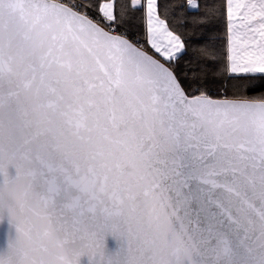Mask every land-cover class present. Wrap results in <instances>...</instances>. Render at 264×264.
<instances>
[{
	"label": "snow or ice",
	"instance_id": "1",
	"mask_svg": "<svg viewBox=\"0 0 264 264\" xmlns=\"http://www.w3.org/2000/svg\"><path fill=\"white\" fill-rule=\"evenodd\" d=\"M217 17L223 54L188 28ZM257 77L264 0H0L3 256L52 264L87 241L91 264H264Z\"/></svg>",
	"mask_w": 264,
	"mask_h": 264
},
{
	"label": "trees",
	"instance_id": "2",
	"mask_svg": "<svg viewBox=\"0 0 264 264\" xmlns=\"http://www.w3.org/2000/svg\"><path fill=\"white\" fill-rule=\"evenodd\" d=\"M176 3H182L183 0H175ZM220 0H207V3L212 5H219ZM176 13H180V9H174ZM187 15L191 17L201 16L203 15L202 11L196 10H188ZM190 31L196 32L201 36V39L193 41L194 44L200 45L201 43H210L214 48L219 49L221 54L225 51V32H226V21L223 18L217 17L210 24L206 26H196L194 24L188 25ZM199 52L189 51L185 57L187 60H192L194 57H198ZM221 61H223V55L220 57ZM211 68H215V64L208 65ZM194 70V65H185L181 62L178 71H188L192 72ZM232 81H229L226 76H213L209 74L207 77V86L211 88L213 91H220L225 85L230 86ZM248 83L250 87L247 90L248 95H255L264 91V80L259 77L245 81ZM224 90H227L224 88Z\"/></svg>",
	"mask_w": 264,
	"mask_h": 264
},
{
	"label": "water",
	"instance_id": "3",
	"mask_svg": "<svg viewBox=\"0 0 264 264\" xmlns=\"http://www.w3.org/2000/svg\"><path fill=\"white\" fill-rule=\"evenodd\" d=\"M9 176L14 177L16 175L15 166H9ZM4 179L3 173H0V182ZM16 236V228L11 223L10 218L5 210L3 219H0V252L7 250L10 239H14ZM106 250L109 252L117 251L121 246V241L116 236L109 234L105 238ZM80 264H91L88 255H84L80 258Z\"/></svg>",
	"mask_w": 264,
	"mask_h": 264
},
{
	"label": "clouds",
	"instance_id": "4",
	"mask_svg": "<svg viewBox=\"0 0 264 264\" xmlns=\"http://www.w3.org/2000/svg\"><path fill=\"white\" fill-rule=\"evenodd\" d=\"M89 252L87 241H78L75 243L65 244L50 253L52 264H80V258ZM0 258L6 259L9 264H16V254L4 257L0 252Z\"/></svg>",
	"mask_w": 264,
	"mask_h": 264
},
{
	"label": "crops",
	"instance_id": "5",
	"mask_svg": "<svg viewBox=\"0 0 264 264\" xmlns=\"http://www.w3.org/2000/svg\"><path fill=\"white\" fill-rule=\"evenodd\" d=\"M190 10H193V9H190Z\"/></svg>",
	"mask_w": 264,
	"mask_h": 264
}]
</instances>
